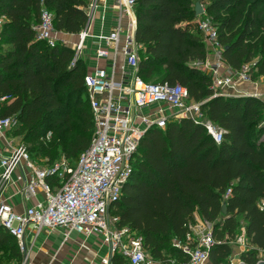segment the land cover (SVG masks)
<instances>
[{"label":"trees","instance_id":"1","mask_svg":"<svg viewBox=\"0 0 264 264\" xmlns=\"http://www.w3.org/2000/svg\"><path fill=\"white\" fill-rule=\"evenodd\" d=\"M197 1L216 27L230 70L253 62L252 81L264 77V0H139L138 76L186 87L189 100L200 102L224 134L217 144L203 125L185 117L170 120L163 129L149 128L133 158L132 176L110 213L117 227L127 226L142 237L150 259L163 264L187 260L172 243L185 239L196 216L213 223L210 262L229 264L234 247L224 238L237 234L241 216L252 248L240 259L255 264V255L264 250L259 205L264 199V99L215 94L208 73L194 65L207 55L194 12ZM88 2L0 0V116L15 115L18 126L11 134L27 149L37 144L34 154L49 162L60 154L72 165L90 142L93 117L83 81L88 70L84 57L73 60L71 46L49 45L36 37L34 26L45 7L53 13L56 31L78 34L87 21ZM23 258L16 237L0 228V264H22Z\"/></svg>","mask_w":264,"mask_h":264},{"label":"built area","instance_id":"2","mask_svg":"<svg viewBox=\"0 0 264 264\" xmlns=\"http://www.w3.org/2000/svg\"><path fill=\"white\" fill-rule=\"evenodd\" d=\"M138 1L89 0L85 8L86 24L76 34L74 43L65 40L62 32L54 29L53 13L45 7L41 10L39 23L34 26L38 39L49 45L71 46L74 61L84 57L86 41L93 39L97 42L92 48L93 57L105 64L95 66L84 76L93 133L77 162L69 165L63 160L38 165L31 159L26 146L20 143L10 145L6 156L0 155V196L11 181L12 173L23 165L28 170L18 189L23 201H28L39 191L44 195L42 200L25 207L21 213L0 198V228L16 237L22 251L21 239L26 229L38 233L64 228L67 231L64 239L71 232L87 237L100 235L108 247L102 264H114L116 258H120V264H163L150 259L142 237L127 226L117 227L116 219L110 213L111 205L120 198L124 184L132 176V161L140 140L149 128L163 129L170 120L184 117L203 125L215 143L223 140V129L202 112L200 102L189 100L186 87L168 82H145L138 76V50L141 48L135 39ZM107 15L112 18L110 23ZM3 22L4 17L0 16V31ZM95 23L98 24L97 32L93 29ZM198 28L203 34L207 55L205 60L194 65L208 73L215 94L251 95L264 99L263 94L237 87L238 82L253 83L254 63H244L237 71L230 70L222 59L223 47L218 41L216 27L205 18L198 19ZM119 56L123 61L120 77L117 76ZM3 99L1 97L0 101ZM17 126L15 115L0 116V136ZM50 137L51 132H48L46 139ZM229 194L230 189L225 197ZM259 205L264 210V199ZM198 219L196 216L194 223L188 224L183 241L174 239L172 243L187 260L170 259L168 264H212L209 255L216 242L213 227L210 222ZM224 241L234 247L233 259L237 258V261L229 258V264L242 262L241 252L252 248L248 245L244 223L233 238L226 235ZM255 259V263L264 261V250L259 251Z\"/></svg>","mask_w":264,"mask_h":264},{"label":"crops","instance_id":"3","mask_svg":"<svg viewBox=\"0 0 264 264\" xmlns=\"http://www.w3.org/2000/svg\"><path fill=\"white\" fill-rule=\"evenodd\" d=\"M108 23L111 22L112 18L110 15L106 17ZM98 24L95 23L93 29L96 30ZM108 28H105L107 31ZM61 36L70 43H74L77 40L76 34L62 33ZM86 49L84 50V59L86 62L89 59L94 61L93 65L89 66L87 63V70H91L95 66H103L105 63L102 60H96L93 57L92 48L96 46L97 42L93 39H87ZM87 50V54H86ZM88 55L89 57H87ZM123 61L121 56L118 59L117 76L121 75V66ZM126 69L127 66H126ZM126 78V77H125ZM124 78V79H125ZM238 89L248 92H255L264 95V77L253 83L238 82ZM16 136L12 135L9 131L6 132L5 136H0V155L6 156L9 152L10 145L15 146L18 143ZM27 168H17L11 177V181L3 190L0 198L8 202L13 209L21 213L24 208L35 204L36 201L42 200L44 195L42 192H37L34 197H31L28 201H23L21 195L18 193L24 183V176L27 175ZM67 235V231L64 228H57L55 230L47 231L42 230L38 233L33 231L31 228L26 229L22 243L24 250L26 251V257L24 256V262L26 264H102L101 259L107 254L108 247L102 242L101 236L94 234L89 237L79 234L76 232L69 233L67 239L64 236ZM93 239L97 245V250L90 246L88 242ZM24 263V264H25Z\"/></svg>","mask_w":264,"mask_h":264},{"label":"rangeland","instance_id":"4","mask_svg":"<svg viewBox=\"0 0 264 264\" xmlns=\"http://www.w3.org/2000/svg\"><path fill=\"white\" fill-rule=\"evenodd\" d=\"M202 7L204 8L203 5H202ZM96 15H98V13H96ZM205 18H208V17L205 15V13L201 14L200 16H198V19H199V20H201V19H205ZM95 31L97 32V29H96ZM0 32H1V31H0ZM0 39H1V36H0ZM86 45H88V44H86ZM87 53H88V52H87V50H86V54H87ZM88 61H89V66H90V65H93L94 61H93L92 59H89ZM88 61H87V63H88ZM259 80H260V79H259ZM13 131H14V130L9 131V132L13 134ZM16 137H17V136H16ZM17 139H18V141H19L18 143H20V144H24V145L26 146V148H27V144L20 142L19 137H17ZM18 143H17V144H18ZM36 148H37V144H33L32 146H30L29 149H27L28 153H30L29 155L31 156V159H32L35 163H37L38 165H41V166L51 165V164H47V163H46V162L48 161V158H42L41 154H36V155L34 154ZM63 160L67 161L66 158H65L63 155H60V154H59V155H58V158H56V160H54L53 162H49V161H48V162H49V163H55V162H61V161H63ZM237 219H238V230H239L241 224H243L244 222H243V218H242L241 216H238ZM198 220H199L200 222L202 221L200 218H199ZM198 223H199V222H198ZM210 224H211L212 227H213V223L210 222ZM88 244L97 250V245L95 244V241H93V239H91V240L88 242ZM233 253H234V251H233L232 254L230 255V259H233V258H234V257H233ZM23 255H24V251H23ZM233 260L237 261V258H236V259H233ZM23 262H24V258H23ZM23 262H22V263H23ZM58 264H62V263H58Z\"/></svg>","mask_w":264,"mask_h":264},{"label":"water","instance_id":"5","mask_svg":"<svg viewBox=\"0 0 264 264\" xmlns=\"http://www.w3.org/2000/svg\"><path fill=\"white\" fill-rule=\"evenodd\" d=\"M194 12H195V15H196V16H200L201 14L204 13V8H203L202 5L199 3V1H197V2L195 3ZM222 213H223V214L226 213V209H225V205H224V204L222 205ZM23 251H24V256L26 257V251H25V250H23ZM24 263H25V262H24ZM25 264H26V263H25ZM238 264H247V263L240 262V263H238ZM255 264H264V261H259V262L255 263Z\"/></svg>","mask_w":264,"mask_h":264}]
</instances>
